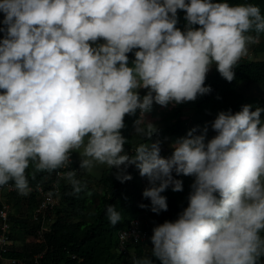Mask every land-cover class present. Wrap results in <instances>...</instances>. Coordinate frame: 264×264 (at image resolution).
Returning <instances> with one entry per match:
<instances>
[{"label": "clouds", "instance_id": "obj_1", "mask_svg": "<svg viewBox=\"0 0 264 264\" xmlns=\"http://www.w3.org/2000/svg\"><path fill=\"white\" fill-rule=\"evenodd\" d=\"M178 10L185 14L184 30L176 27ZM0 14V187L11 182L27 195L30 162L35 172L52 173L76 152L80 169L91 173L105 165L121 183L132 179L126 170L135 166L148 182L142 196L159 214L168 208L161 193L183 190L173 174L190 176L187 207L174 221L154 226L150 237L148 210L134 217L147 233L141 242L150 237L155 261L264 264V108L244 104L235 113L218 112L210 125L215 135L208 138L207 125L193 127L169 144L170 156H161L160 141H152L159 126L144 116L153 103L166 107L210 93L205 80L213 65L233 81L235 66L264 33L259 6L0 0ZM137 111L133 133L142 142L125 153L124 118ZM58 175L73 195L87 188L76 169ZM106 215L113 226L122 219L114 205H107Z\"/></svg>", "mask_w": 264, "mask_h": 264}, {"label": "trees", "instance_id": "obj_2", "mask_svg": "<svg viewBox=\"0 0 264 264\" xmlns=\"http://www.w3.org/2000/svg\"><path fill=\"white\" fill-rule=\"evenodd\" d=\"M220 2V0H216ZM230 4L252 3L260 7L261 13L264 14V0H227ZM184 12L178 10L177 28L184 30L186 21ZM2 19V17L0 18ZM2 35V34H0ZM251 35H257L251 33ZM260 39L253 43L252 52L254 55L264 54V33L259 34ZM129 62L134 59L132 53L128 54ZM235 78L231 82L224 80L216 71L215 65L207 73L205 85L210 86L211 92L199 95L195 101L176 104L168 113L167 119H174L173 123L164 127H158V132L153 135L152 141L163 140L165 137L177 133H185L187 128V119L193 115H200L201 118L210 116L211 112L231 111L235 113L241 109L244 104H250L255 107L264 108V98L248 99L238 90L240 82H264V58L256 59L242 57L234 68ZM145 94L141 93L143 96ZM187 106L192 110L191 117H184L183 108ZM139 111L135 116H125V128L122 129V135L127 139L124 145L125 153L132 152L133 146L142 141L133 133V121L139 117ZM261 119H264V112L261 113ZM74 159L69 163L76 169V178L86 183L87 188L79 194H72L71 185L61 179L60 185V202L54 212L52 222V231L37 240L34 236V226L28 222V219H21L20 214L25 208L30 212L35 206L36 192L30 191L27 195L19 194L14 185L11 190L6 187H0V206L3 202L12 205L10 220L12 233L15 230L21 231L23 240L17 247H12L10 251L3 253L6 257H16L23 260H29L34 253L44 251L43 257L40 258L41 264H76L67 255V251L76 254L83 259V264H134V260L149 258L153 264H159L151 254L152 244L147 245L143 242L133 243L128 241L127 250L133 248V252H120L116 250L119 237L116 233L118 228L123 229L128 225L130 219L142 215V212L148 210L149 224L144 226L152 235L154 226L164 221H174L178 214L187 207V197L191 191L189 182H185L182 176L174 178L182 179L183 190L173 192L171 188L161 193L167 198V211H161L159 214L150 210V201L142 196L143 190L140 187L142 182L139 175L136 174L135 166L130 165L127 173L132 179L123 183L114 178L115 169L104 167L93 186L89 181L93 176L87 174L79 168V162L76 160L77 155L73 152ZM55 172V171H54ZM33 173H35L33 178ZM53 173V172H52ZM52 173L35 172L34 163L29 164L26 170L28 183H35L44 178H50ZM52 179V178H51ZM50 179V180H51ZM145 180V178H144ZM107 205H114L121 215V221L112 225L106 215ZM147 205L148 207H140ZM29 214V213H28ZM264 235V233H262ZM130 254V255H129ZM264 260V257H261Z\"/></svg>", "mask_w": 264, "mask_h": 264}, {"label": "built area", "instance_id": "obj_3", "mask_svg": "<svg viewBox=\"0 0 264 264\" xmlns=\"http://www.w3.org/2000/svg\"><path fill=\"white\" fill-rule=\"evenodd\" d=\"M70 170L75 169L72 165L68 164L66 167L53 172L50 178H44L35 183L29 184L31 191L36 192V201H38L35 202V206L31 208L28 216L29 223L34 226L33 233L37 240H41L43 236L52 231L54 212L56 206L60 202L59 182L61 178L58 173L62 174ZM4 187H6L7 190L12 189L10 183ZM10 210L9 203L3 202L0 206V261L5 260L8 264H41L40 258L43 257L44 251L34 253L29 260H23L16 257H6L3 254L10 251L13 246ZM141 226L140 220L138 218H133L125 228L120 229L117 232L120 241L116 247L118 251L125 252L128 241L138 243L146 240L147 233ZM125 233L127 234V237L124 235ZM126 252L132 251L127 250ZM67 255L71 260H75L76 264H83V259L76 254L67 251ZM106 264L111 263L108 262Z\"/></svg>", "mask_w": 264, "mask_h": 264}, {"label": "rangeland", "instance_id": "obj_4", "mask_svg": "<svg viewBox=\"0 0 264 264\" xmlns=\"http://www.w3.org/2000/svg\"><path fill=\"white\" fill-rule=\"evenodd\" d=\"M1 17H2V14H0V18ZM259 39H260V37L258 38V40ZM252 45L253 44H250L248 46L247 55H245L244 57L256 58V59L264 58V54H258V55L253 54ZM245 82H240L237 86L238 90L241 91L244 96H246L248 99L264 98V82H259V83H255L252 81H249L247 83H245ZM175 105L176 104H174V103H170L166 107H162V106H159V105H156L155 103H153L151 110L144 114L145 119L150 121L151 123H153L156 127L157 126L164 127L166 125H169L170 123L174 122V119H172V118L167 119V113L173 107H175ZM191 115H192V110H189V108L187 106H185L183 108L182 116L191 117ZM216 115H217V113L211 112L210 116L206 117V118H201L200 115H197V114L193 115L191 118H188L186 121L187 122V128L185 129V133H177V134H174L172 136L165 137L162 141L160 140V148H161L160 154H161V156H165V155L170 156L172 150L169 147V144L172 141H174L175 139L185 136L186 133L188 132V130L192 129L193 127L203 128L205 125H207L208 126L207 136H208V138H211L213 135H215V133L212 131L210 125H211V122L215 119ZM74 153H75V155H77L76 160L80 163V157H79L78 153H76V152H74ZM104 167H106V166L105 165H96L93 168L91 173L83 170L87 174H90L91 176H93V179H91L89 181V185L93 186V182L97 179V177L99 176V173L101 172V170ZM138 174H139V172H138ZM182 178H184L185 182H189V184H191L193 182V178L190 176H182ZM147 186H148V182L146 179L140 183V187L142 190H144ZM10 207L12 209L11 204H10ZM26 213H28V211L24 208L22 210V213L20 214V218L25 219ZM22 236H23V234L21 233V231H18V230H15L12 233L13 243H14L15 247H18L19 244L22 242ZM150 237H151V235H150ZM150 237L146 243L147 245L151 244Z\"/></svg>", "mask_w": 264, "mask_h": 264}, {"label": "crops", "instance_id": "obj_5", "mask_svg": "<svg viewBox=\"0 0 264 264\" xmlns=\"http://www.w3.org/2000/svg\"><path fill=\"white\" fill-rule=\"evenodd\" d=\"M0 264H8L5 260L3 261V260H1L0 261Z\"/></svg>", "mask_w": 264, "mask_h": 264}, {"label": "bare ground", "instance_id": "obj_6", "mask_svg": "<svg viewBox=\"0 0 264 264\" xmlns=\"http://www.w3.org/2000/svg\"><path fill=\"white\" fill-rule=\"evenodd\" d=\"M101 173H102V172H101ZM181 178H182V177H181ZM182 179H183V178H182ZM182 179H181V180H182ZM183 183H184V182H183ZM118 229H119V228H118ZM129 255H130V254H129Z\"/></svg>", "mask_w": 264, "mask_h": 264}]
</instances>
